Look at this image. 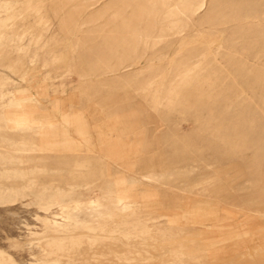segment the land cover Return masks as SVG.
I'll list each match as a JSON object with an SVG mask.
<instances>
[{
	"label": "rangeland",
	"instance_id": "obj_1",
	"mask_svg": "<svg viewBox=\"0 0 264 264\" xmlns=\"http://www.w3.org/2000/svg\"><path fill=\"white\" fill-rule=\"evenodd\" d=\"M2 24L0 264H264V0H0Z\"/></svg>",
	"mask_w": 264,
	"mask_h": 264
},
{
	"label": "bare ground",
	"instance_id": "obj_2",
	"mask_svg": "<svg viewBox=\"0 0 264 264\" xmlns=\"http://www.w3.org/2000/svg\"><path fill=\"white\" fill-rule=\"evenodd\" d=\"M95 1H98V0H95ZM201 6H202V4H200L199 7H201ZM8 17H10V16H8ZM7 19H9V18H7ZM4 22H5V20H4ZM6 25H7V27L9 26L8 24H6ZM7 27L2 24L0 26V30L1 29L4 30L3 28H7ZM2 117H4V116L2 115ZM14 119H16V118H14ZM21 119H24V117L21 116ZM25 125H26L25 122H21V123H17L16 122L15 124L14 123H10V122L6 123L7 128L10 127L11 129L22 128V127H25ZM28 126L38 128L41 125L38 124L35 120H33V121L29 122ZM89 204H90L91 207H92V205H94V207L98 206V205L95 206V204L93 202H89ZM63 207H64V209L61 212V218L65 221L64 222L65 223L64 224L65 227L69 226V225H73V224H81V223H78L77 219H75V216L73 215V211H75V210H77V209H79L81 207V205L79 203H76L75 201H73V202H69V205H67V206L63 205L62 208ZM62 230H64V229H62ZM108 233H111V232H108ZM105 237L109 238V237H111V235H105L104 237L102 236V238H105Z\"/></svg>",
	"mask_w": 264,
	"mask_h": 264
}]
</instances>
